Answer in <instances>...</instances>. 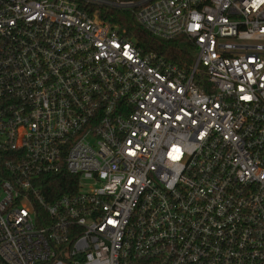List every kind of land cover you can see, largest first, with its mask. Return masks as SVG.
<instances>
[{
  "label": "built area",
  "instance_id": "1",
  "mask_svg": "<svg viewBox=\"0 0 264 264\" xmlns=\"http://www.w3.org/2000/svg\"><path fill=\"white\" fill-rule=\"evenodd\" d=\"M0 264H264V0H0Z\"/></svg>",
  "mask_w": 264,
  "mask_h": 264
},
{
  "label": "trees",
  "instance_id": "2",
  "mask_svg": "<svg viewBox=\"0 0 264 264\" xmlns=\"http://www.w3.org/2000/svg\"><path fill=\"white\" fill-rule=\"evenodd\" d=\"M112 24L119 25L128 36L136 38L137 43L145 51L156 52L170 62L190 67L196 60L194 43L185 35L170 40H161L147 31L129 12L113 11L105 17ZM41 187L50 201L57 196L73 193L78 188V176L66 171L56 175L42 176Z\"/></svg>",
  "mask_w": 264,
  "mask_h": 264
}]
</instances>
